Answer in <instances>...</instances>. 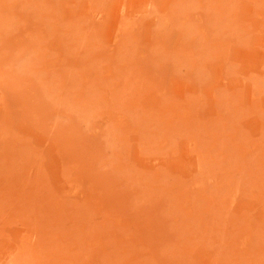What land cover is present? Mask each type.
Returning <instances> with one entry per match:
<instances>
[{
  "label": "rangeland",
  "instance_id": "rangeland-1",
  "mask_svg": "<svg viewBox=\"0 0 264 264\" xmlns=\"http://www.w3.org/2000/svg\"><path fill=\"white\" fill-rule=\"evenodd\" d=\"M0 264H264V0H0Z\"/></svg>",
  "mask_w": 264,
  "mask_h": 264
}]
</instances>
